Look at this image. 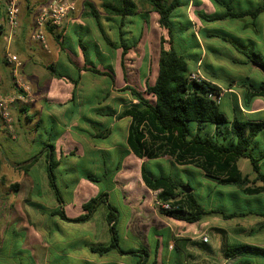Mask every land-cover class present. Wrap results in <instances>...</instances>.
Returning <instances> with one entry per match:
<instances>
[{
	"label": "crops",
	"instance_id": "0c3cea01",
	"mask_svg": "<svg viewBox=\"0 0 264 264\" xmlns=\"http://www.w3.org/2000/svg\"><path fill=\"white\" fill-rule=\"evenodd\" d=\"M225 1L232 7L233 12L255 11L264 4V0H256L257 3L249 1L251 8L244 9L241 6L242 9L236 10L234 0ZM87 2L89 0H80L78 7L81 3L85 7ZM202 2L206 6L204 1ZM28 4H30V7H28ZM39 4L40 0H27V2L21 0L22 26L11 43L6 40L5 33L3 31L0 32V99L13 101L12 116L16 133V138H13L0 121V150L2 149L1 136L3 135L8 138L10 144L15 145V148L25 149L28 153L32 152L33 146L39 143L38 138L42 140L39 143L41 145L40 150L33 157H28L19 162L5 159L0 151V245L2 246L0 264H4L6 260H17L19 257L17 254L22 253L28 254V258H31L33 264H132L131 258L135 257H140L138 264H160V261L171 262L173 259L172 253L176 249L185 254V260L190 262V264H258V262L254 261L257 257L236 256L227 258L225 256L228 247L250 245L244 243L241 237V234L247 232V229L242 224L234 225L232 228L230 227L231 229H224L215 224H207L196 231L189 226L195 223L170 218L155 208L154 202L156 197L153 192L159 194L160 191H153L147 188L142 179V166L144 165L148 168L151 161L139 159L129 150L126 139L131 118H118L123 108L132 99L130 92L126 90L127 87H132L128 81L129 77L123 76V80L119 77V80H121L120 84L117 87L114 84L111 90L104 86L105 97L102 98L101 104L104 102L105 106L101 111H98L99 109L97 108L95 109L99 116L98 125H102L105 132L107 124L105 121L106 116H104L106 114L105 110L109 108L115 112L112 116L113 127L120 125V130L123 134L120 147L114 146L113 148V146L105 144H96L92 140H89V138H85V136L79 137L80 140H83V145L74 140L73 135H71V129L80 128V123L82 122V118H85V115L80 111L79 117L70 121L68 119L69 112L60 109L59 106L64 104L67 106L70 102H76L80 78L87 75V73L104 77L106 75L89 71L88 68L90 66L85 63L81 65L77 64V61L83 62V59H85L80 45V41H84V39L80 35L77 37L78 41L76 42L71 38V35L73 31L87 32L91 35L92 43H95L98 48L102 47L99 50L103 53V56H107L105 36L102 35L95 20L94 24H91L89 21L92 18L80 16L82 18L80 19L77 16V13L80 12L77 7V10L69 16L64 37L59 40L58 33H50V30L47 34L49 52L43 48V51H37L31 41V32L34 25L33 13L40 6ZM199 4L197 0H189L187 11L189 12L192 6H199ZM214 4L219 7L215 14L225 12L222 6H218L216 2ZM214 4L212 3L213 6H215ZM140 13L135 18L149 21L150 14H154L156 15V21L159 20V16L156 13H142L141 11ZM261 14L256 18L246 16L242 19L227 18L222 21H214L211 22L213 28H209V25L201 23V27L198 25V31L193 21L194 27L192 32L195 34L199 44H201V42L204 43L206 35H213L211 31L217 29L225 30L228 37L245 46L244 41L231 32L235 30L234 25L221 26L222 24L220 23L226 20H241L244 22L241 27L243 31H259V29L264 31V21L261 22V19H259ZM100 18L104 31L109 32L110 27L105 20V15L103 18L100 15ZM129 19L128 21H130ZM134 37L135 34L133 32L130 38ZM251 42V45H253L252 50L254 51L256 42ZM108 48L110 47L108 46ZM138 48L139 44L130 49L129 52L131 50L135 51ZM110 50L112 54V51H115L111 48ZM119 51V60L117 56L112 58L113 55L109 59L117 64L118 72H122V75L123 73L125 75V72H127L125 71L127 69L125 64L128 54L123 64L122 49H118L115 52L119 53ZM8 53L18 55L22 61V67L17 75L13 74L12 66L6 60ZM147 57L148 55L146 54L141 59H146L144 61L146 64L149 62ZM206 59L207 55L202 54L195 66L196 73L203 78L212 80L223 89L220 104H222L224 97L232 95L230 99L232 118L236 111L242 118L263 121L264 99L254 98L253 103L251 101L247 106L244 102L246 92L238 85L242 79L233 80L234 86L228 87L226 85L227 88H224L223 86L226 83L224 84L217 77L211 75L208 71L206 72ZM232 59L235 63L251 64L248 63V59L239 60L234 57ZM212 61L214 62L215 60L212 58ZM51 69L61 74V76L55 75ZM59 70H62V72ZM73 70L76 71L77 78L73 77ZM97 70L103 73L106 72L100 69ZM111 70L113 77H109L115 82V70L113 68ZM132 70H136V65ZM92 82L101 85L96 78H93ZM80 132H83V129ZM75 148L76 151L74 150ZM112 149L120 150L119 155L121 160L118 166L120 174L116 180L110 179L108 188L96 190L91 181L86 179L87 176H80L75 172L77 168L76 160L79 159L80 161L87 157L89 160H93V165L98 167L100 173L97 171V173L92 174L103 177L104 174L102 176L99 174L104 172L106 162L104 158L102 163L101 157H109L114 162L117 159L118 153H112ZM258 150L259 153L264 151V145L258 144ZM51 159L57 164L55 169L56 185L61 193L62 203L58 202L55 192L51 187L48 175V166ZM157 160H167L177 170L182 168L193 173L198 172L207 178L203 171L193 166L176 165L168 157ZM40 163L45 165V169L47 170L46 175L45 173H35L34 169ZM262 163L264 164V160ZM189 167L194 168L196 171L191 170ZM149 172L152 176H160L155 175L154 171ZM250 174L244 175L250 176ZM87 175H89V172ZM114 181L117 183L116 187H114ZM130 182H134V186L131 188ZM178 182L182 186H190L181 180ZM127 184L129 187H127ZM238 190L241 194L245 195L240 189ZM192 192L195 195L193 188ZM99 195L100 197L101 195H108L106 202L102 204L107 206L108 212L104 217L103 223L100 225L94 221L97 211L89 221L84 223L68 222L60 216L55 215L59 211L64 212L70 219L84 215L86 214L84 206ZM109 204L118 210L116 227L119 234V248L112 249L106 254L101 255L94 252L93 248L109 246L113 240L110 225L107 221ZM211 210L219 212V210L215 209H210L209 211ZM263 212L259 211V213ZM248 213L245 216L240 215L236 218L260 217L254 214L248 215ZM210 214L213 213L207 215ZM203 218L204 216L198 223H201ZM262 219L263 222L260 228H264V218ZM161 229L164 230L162 234ZM211 231H215V239L219 240L220 250L218 253L206 235ZM248 233L250 234V232ZM218 234L221 235V238H219ZM205 239L207 241H204ZM8 244L10 245V249L6 247ZM15 246L17 248L16 251ZM166 246L167 255L164 253ZM250 246L258 247L255 245ZM120 250L136 253H122ZM142 255H145V257H141ZM23 258L26 260L25 256ZM19 260L21 261V259Z\"/></svg>",
	"mask_w": 264,
	"mask_h": 264
},
{
	"label": "trees",
	"instance_id": "16d2710c",
	"mask_svg": "<svg viewBox=\"0 0 264 264\" xmlns=\"http://www.w3.org/2000/svg\"><path fill=\"white\" fill-rule=\"evenodd\" d=\"M24 1L27 2V0ZM98 1L104 12L105 20L109 24V32L104 31L100 13L93 3L87 2L85 4L87 11L84 16L95 19L99 30L105 36L107 47L109 46L115 51L122 49L123 64L129 50L136 47L142 39L141 33L138 38H136L138 36L136 34L134 39L130 40V35L134 31H127L126 29L136 23L133 20L128 21L130 17H136L140 11L142 13H156L159 16L158 24L160 28L167 33L166 36L161 38L160 42L159 69L155 83L153 85L147 84L145 92L130 86L126 88L132 99L123 108L118 118H131L126 139L129 150L139 159L152 161L168 157L176 165L193 166L203 171L208 179L217 182L219 185L234 186L247 196L264 195V164L262 163L264 151L259 154L255 153L259 144L256 143V139L264 133V120L245 119L240 117L236 111L234 117L229 119L220 104L223 89L212 80L203 78L196 73L195 66L200 56H186L180 52L182 49L175 37L173 19L177 10L181 8L183 0ZM215 2L222 6L225 12L211 16L200 14V19L204 22L222 21L227 18L242 19L246 16L256 18L264 12V4L255 11L233 12L232 7L225 0H215ZM188 6L189 0L187 8ZM28 7H30V4H28ZM187 20L189 27L186 29L190 28L192 30L194 24L189 19ZM50 33L54 32L50 31ZM65 33L66 28L57 35L59 40L64 37ZM193 37L196 44L200 45L194 33ZM224 40L234 44L239 52H241L240 48H246L238 41L234 43L231 38ZM80 45L84 58H87V44L81 40ZM242 53L247 56L248 63H263L260 55L252 52L248 53L245 50ZM189 60L194 62V65H191ZM88 70L113 77L112 70L105 73L92 67ZM52 72L57 76H61L54 70ZM193 75L198 77L193 79ZM233 84L234 82L231 81L228 87ZM238 85L246 92L244 102L247 106L254 98L264 99V82L255 83L247 78ZM147 95L151 98H148ZM105 112L104 116L112 117L115 114L109 108ZM208 124L213 125L214 130L212 133V128H206ZM241 159H248L251 162L256 176L255 180H250L248 175L241 172L238 167V162ZM56 167L57 164L51 159L48 166V175L57 200L62 203V196L56 185ZM87 179L98 183L102 177L89 173ZM142 179L147 188L160 191L159 200L171 202L177 206L174 211L161 212L170 218L196 223L209 213H220L227 220L239 216L237 213L227 214L223 211L206 210L193 192L187 193L182 189L180 182L166 175L152 176L144 165L142 166ZM107 197L108 195H101L99 198L92 199L84 206L86 214L79 217L70 219L64 212L60 211L56 212L55 215L72 223L87 222L99 206L106 202ZM117 212V208L109 204L107 221L110 225L113 240L109 246L93 248L94 252L103 255L112 249L119 248V234L116 227ZM253 214L264 218V212L248 213V215ZM241 215L245 216L247 214ZM120 251L128 254L136 253L133 251ZM262 254H264L263 248L250 245L228 247L225 252L227 258L236 256L259 257Z\"/></svg>",
	"mask_w": 264,
	"mask_h": 264
},
{
	"label": "rangeland",
	"instance_id": "374dc122",
	"mask_svg": "<svg viewBox=\"0 0 264 264\" xmlns=\"http://www.w3.org/2000/svg\"><path fill=\"white\" fill-rule=\"evenodd\" d=\"M200 4L199 6H192L190 8L189 12L187 11V3L188 0H183V4L181 5V8L177 10V13H175V17L173 19V25H174V32L175 37L177 38V42L179 46L181 47V53L185 54L186 56H196L199 55L200 57L202 54L207 55L206 59V65L205 70L208 71L211 75L217 77L221 82H223L225 85L224 88H227L226 85H228L231 81H237L238 79H247L250 78L253 82H262L264 80V72L254 66L253 63L249 65L235 63L232 57L239 59V60H247V56L242 53L243 50L247 51L248 53H255L257 55L261 56V60L264 64V31L259 29V31H243L241 27L243 26L244 22L241 20H226L221 22V26H232L234 25V31H231L233 34L239 36L240 39H242L245 43L246 48H240L241 52H239L235 47L234 44H231L224 39H230V37L227 36L225 30H214L213 35L209 38L206 37L204 43L201 42L200 45H197L192 30L186 29L189 27V22L187 19H189L191 22H195L196 24V30L198 31L199 26L201 23H204L206 25H209V28H213L211 25V22H203L200 19V14L204 15H213L216 13V11L219 9L214 3L215 0H197ZM206 4V6L203 5ZM249 1L256 2V0H234V7L236 10L239 9H248L251 8V4ZM89 2H92L95 6V8L99 11L100 15L104 16V12L102 11L100 7V2L98 0H89ZM185 2V3H184ZM212 3L215 5L213 6ZM218 6H220L217 3ZM242 6V8H241ZM78 10L80 12L77 13V16L84 18V12H86V7L82 6V3L79 5ZM224 10V9H223ZM80 14V15H78ZM81 16V17H80ZM156 15L150 14L149 21L148 20H141L139 18L131 17L130 21H136L134 25H130L126 30L131 31V29L134 30V34H138L136 38L140 36L142 33V39L139 43V48L135 51L131 50V52L128 53V59L126 61V70L125 75L122 72H118L117 64H115L114 61H112L110 56L112 58L117 56V59H120V51L119 53H116L115 51H112L110 53V48L106 47V55L103 56V53L99 50L102 47H97L95 43H92L91 35H89L87 32H72V39L74 41H78L77 37L82 35L84 42L88 46L87 50V58L83 59L82 61H77V64L81 65L83 63L87 64L90 67H94L96 69H100L101 71H109L111 68L115 70V82H113V79L109 76H96L92 73H87V75L80 78V85H79V91L77 94V100L76 102H70L67 106L66 104L60 105L59 108L65 111H68L69 117L68 119L71 121L73 119H77L79 117L80 111L85 115V118H82V122L80 123V128H72L71 129V135H73L74 140L83 145V140H80V136L85 138H89V140H92L93 143L96 144H105L107 146H118L120 147V144H122V138L123 134L120 130V125L113 127L114 122L113 118L110 116L105 117L106 121V130L108 129V132L104 131V127L101 125H98L99 122V116L97 115L96 108L102 110L104 108V102H102V98L105 97V91L104 86L111 90L112 87H117L121 80H119V77L122 78L123 76H127L128 81L132 87L135 89L145 92L146 91V85L150 84L153 85L156 81L157 75H158V63H159V55H160V46H161V38L163 36H166L167 33L165 30L160 28L158 21H156ZM259 19H261V22L264 21V13L260 15ZM94 18H92L89 23L94 24ZM250 21V19L248 18ZM199 25V26H198ZM94 27V26H93ZM201 27V26H200ZM220 28V27H218ZM34 32V31H33ZM207 36V35H206ZM235 38V37H233ZM131 39V38H130ZM132 38L131 40H133ZM102 40V39H101ZM232 40V39H231ZM236 40V38H235ZM33 46L35 50L43 51L42 46L33 41ZM234 43L235 41L232 40ZM251 41L256 42V46L253 49V45ZM101 42V41H100ZM69 45V43H68ZM109 50V51H108ZM73 53V51L71 50ZM148 55L147 64L144 62L146 59L141 60L144 55ZM212 58L215 60L212 61ZM44 59V58H43ZM191 59V58H189ZM217 59V60H216ZM191 61V60H189ZM191 65H194V62H190ZM136 70H132L135 68ZM129 69V70H128ZM121 70V68H120ZM119 70V71H120ZM62 72V70H59ZM135 73L133 74V72ZM73 77L77 78L76 71L73 70ZM96 78L101 85L94 84L92 82V79ZM233 84L232 86H234ZM238 87V86H237ZM120 89V88H119ZM232 95H227L223 98L221 108L226 113V115L229 117V119H232V110H230L231 104L230 99ZM148 98H151L149 95H147ZM255 100V99H253ZM252 100V103H253ZM262 100V99H261ZM260 119V118H258ZM207 129L213 128V125L208 124ZM83 129V132H80ZM211 129V133H212ZM93 137V139H92ZM2 149L0 150L2 153V156L5 159H9L12 162H19L23 159H27L28 157H33V155L40 150L41 145L39 143L42 141L41 138H38V144L33 146V151L29 152L22 148H15L14 144H10V141L8 138H6L4 135L1 136ZM262 142L264 145V133L260 135L256 139V143ZM30 147V146H29ZM76 151V148L74 149ZM112 153H118L117 159L114 160V162L111 161L109 157H101V162L103 163L104 158L106 162L105 170L102 174L103 175L101 181L91 182L92 185L95 186V189L101 188H108V185H110V179L116 180L119 176L120 168L118 167L120 164V150H113ZM256 154H259V150L255 151ZM91 157V156H90ZM75 158V157H74ZM98 158V156H97ZM74 160V159H73ZM77 168L75 172L85 177L89 173H97L98 167L93 165V160H89L87 157L86 159L80 160L77 159ZM239 167L241 171L244 174H250L249 178L250 180H255L256 176L253 173L252 164L248 159H242L239 162ZM191 170L196 171L194 168L189 167ZM182 169V168H181ZM177 170L172 166L170 162L167 160H153L150 162L148 166V171H154L155 175H166L172 177L174 180L177 181H183L184 183H188L191 188L194 189L195 195L197 196V199L199 203L205 208L206 210L215 209L219 211H223L227 214H233L237 213L239 216L241 213L246 214L247 212H259L264 211V195H258V196H247L243 195L239 192L238 188L234 186H224L219 185L215 181L207 179L203 177L201 174L193 173L192 171H186L184 169ZM35 173H40L46 175L47 170L45 169V165L40 163L36 169H34ZM99 172V171H98ZM100 173V172H99ZM107 177L106 179L104 177ZM87 179V178H86ZM117 183L114 181V187H116ZM130 188L134 186V182H130ZM127 184V187H129ZM121 191V190H119ZM100 195L96 198H99ZM113 203L114 200L112 199ZM108 212V208L105 205H100L97 212L94 216V221L98 222V224H102L104 221V217L106 213ZM170 220V219H169ZM263 222V219L261 217L256 216H250V217H239L233 220H225L223 219V216L220 213H213L210 215H206L203 218V221L201 223H195L192 225H189L191 229L193 230H200L202 226H206L207 224H215L218 227L224 228V229H231L234 225L242 224L245 229H247V232L244 234H241V237L243 238V242L255 245L258 247H261L264 249V228H260L261 224ZM249 224V225H247ZM231 227V228H230ZM164 232L163 229H161V234ZM250 232V234L248 233ZM207 237H209L210 242L212 243V246H215V249L218 251L219 248V240L215 239V231H211L208 234H206ZM219 235V234H218ZM219 238H221V235H219ZM7 249H10V245L8 244ZM15 246V251H16ZM14 251V252H15ZM165 255H167V246L165 250ZM12 255V254H9ZM14 255V254H13ZM19 255L18 259H21V261L18 259L16 260H6L4 264H33L31 262V258H28V254H17ZM16 255V256H17ZM25 256L26 260L23 258ZM145 257V255H142L141 257ZM185 254L181 253L179 250H175L172 253V261L171 262H164L160 261V264H190V262H187L185 260ZM132 264H138V261L140 260V257L131 258ZM254 261L258 262V264H264V254L254 259ZM152 264V263H150Z\"/></svg>",
	"mask_w": 264,
	"mask_h": 264
},
{
	"label": "built area",
	"instance_id": "2783aa9c",
	"mask_svg": "<svg viewBox=\"0 0 264 264\" xmlns=\"http://www.w3.org/2000/svg\"><path fill=\"white\" fill-rule=\"evenodd\" d=\"M80 0H40V6L33 13L34 25L32 27L31 39L39 43L43 49L49 52L47 34L51 30L58 34L63 32L69 20L78 7ZM21 0H0V32L3 31L8 42H12L21 29ZM34 31V32H33ZM6 60L12 66L13 74L17 75L22 67V61L18 55L8 53ZM198 76L193 75L196 79ZM13 101L0 99V121L7 132L16 138L15 125L12 116ZM1 183V182H0ZM156 197L155 208L159 212H170L176 210L177 206L171 202L159 200L158 193L153 192ZM204 241H207L205 239ZM2 246L0 245V251Z\"/></svg>",
	"mask_w": 264,
	"mask_h": 264
},
{
	"label": "water",
	"instance_id": "95a60500",
	"mask_svg": "<svg viewBox=\"0 0 264 264\" xmlns=\"http://www.w3.org/2000/svg\"><path fill=\"white\" fill-rule=\"evenodd\" d=\"M254 66H256L257 68H259L260 70H262V72H264V64L263 63H259V62H254L253 63ZM182 189L187 192V193H191L192 192V188L190 186H182Z\"/></svg>",
	"mask_w": 264,
	"mask_h": 264
}]
</instances>
